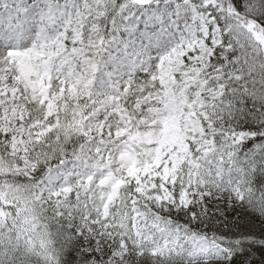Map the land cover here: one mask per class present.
Here are the masks:
<instances>
[{"label":"snow or ice","instance_id":"6c2138e0","mask_svg":"<svg viewBox=\"0 0 264 264\" xmlns=\"http://www.w3.org/2000/svg\"><path fill=\"white\" fill-rule=\"evenodd\" d=\"M0 264H264V0H0Z\"/></svg>","mask_w":264,"mask_h":264}]
</instances>
